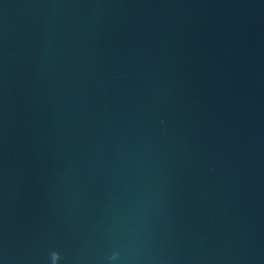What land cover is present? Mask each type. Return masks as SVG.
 <instances>
[{"label":"water","instance_id":"95a60500","mask_svg":"<svg viewBox=\"0 0 264 264\" xmlns=\"http://www.w3.org/2000/svg\"><path fill=\"white\" fill-rule=\"evenodd\" d=\"M0 264H264V0H0Z\"/></svg>","mask_w":264,"mask_h":264}]
</instances>
